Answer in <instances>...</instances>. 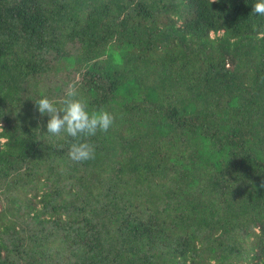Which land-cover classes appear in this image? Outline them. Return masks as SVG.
Returning a JSON list of instances; mask_svg holds the SVG:
<instances>
[{"label": "trees", "instance_id": "1", "mask_svg": "<svg viewBox=\"0 0 264 264\" xmlns=\"http://www.w3.org/2000/svg\"><path fill=\"white\" fill-rule=\"evenodd\" d=\"M254 2L0 0V264H264ZM58 63L115 117L86 162L33 101Z\"/></svg>", "mask_w": 264, "mask_h": 264}, {"label": "clouds", "instance_id": "2", "mask_svg": "<svg viewBox=\"0 0 264 264\" xmlns=\"http://www.w3.org/2000/svg\"><path fill=\"white\" fill-rule=\"evenodd\" d=\"M253 13L256 17L264 16V0H255ZM36 111L47 116L48 134L64 133L72 138L68 156L76 162H86L95 158L96 147L90 138L97 132H107L113 125L115 117L106 108H92L86 98L81 96L74 86L64 98L62 106H58L47 95L33 100Z\"/></svg>", "mask_w": 264, "mask_h": 264}, {"label": "rangeland", "instance_id": "3", "mask_svg": "<svg viewBox=\"0 0 264 264\" xmlns=\"http://www.w3.org/2000/svg\"><path fill=\"white\" fill-rule=\"evenodd\" d=\"M59 64V70H56L55 72L51 73L47 78H45L47 87L50 89H55L56 86L62 87L69 86L70 83L74 82L75 80H78V77L73 75L72 73H69L62 63ZM59 88V87H58Z\"/></svg>", "mask_w": 264, "mask_h": 264}]
</instances>
